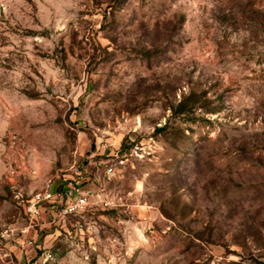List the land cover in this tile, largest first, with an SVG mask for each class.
<instances>
[{
  "label": "rangeland",
  "instance_id": "obj_1",
  "mask_svg": "<svg viewBox=\"0 0 264 264\" xmlns=\"http://www.w3.org/2000/svg\"><path fill=\"white\" fill-rule=\"evenodd\" d=\"M0 264H264V0H0Z\"/></svg>",
  "mask_w": 264,
  "mask_h": 264
},
{
  "label": "built area",
  "instance_id": "obj_2",
  "mask_svg": "<svg viewBox=\"0 0 264 264\" xmlns=\"http://www.w3.org/2000/svg\"><path fill=\"white\" fill-rule=\"evenodd\" d=\"M110 159L101 160L97 168L103 171L104 181L111 182L117 177L121 171V167L126 164L127 158L122 155H111ZM21 197L22 194H20ZM91 190L85 189L81 182L74 185L66 186L60 190L54 191V189H47L44 192L33 194L30 199L27 200L26 210L31 217H39L41 213V204L45 201L61 204L60 215L63 218H67L71 215H76L84 212L90 205V200L94 197ZM99 202L105 207H112L114 200L110 195L102 196L99 198Z\"/></svg>",
  "mask_w": 264,
  "mask_h": 264
}]
</instances>
